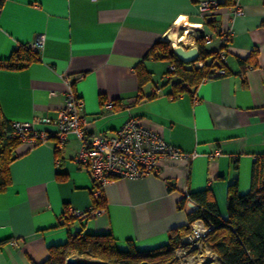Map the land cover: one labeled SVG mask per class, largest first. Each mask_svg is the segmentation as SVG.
I'll list each match as a JSON object with an SVG mask.
<instances>
[{
	"label": "crops",
	"instance_id": "0c3cea01",
	"mask_svg": "<svg viewBox=\"0 0 264 264\" xmlns=\"http://www.w3.org/2000/svg\"><path fill=\"white\" fill-rule=\"evenodd\" d=\"M196 1L6 0L0 59L8 60L18 45L43 41L39 61L20 70L0 67V109L8 123L55 118L63 105V78L83 75L74 91L83 102L87 136H113L137 117L144 128L196 156L164 159L155 176L114 180L96 206L90 174L74 163L81 148L77 136L68 135L60 150L52 137L22 142L9 168L10 185L0 193V264H40L50 247L78 233L110 234L119 251L157 249L169 243L170 231L188 226L189 209L179 208L186 194L210 189L224 216L234 179L240 195L250 190L252 165L264 154V0H239V17L222 7L213 24L198 14ZM185 26L211 34L206 47L213 52L230 31L227 73L174 96L175 79L165 77L170 62L145 57L157 42L172 49L197 46ZM255 49L256 66L250 67L245 61ZM142 61L152 77L140 88L135 68ZM91 208L103 212L63 224L64 212Z\"/></svg>",
	"mask_w": 264,
	"mask_h": 264
},
{
	"label": "trees",
	"instance_id": "16d2710c",
	"mask_svg": "<svg viewBox=\"0 0 264 264\" xmlns=\"http://www.w3.org/2000/svg\"><path fill=\"white\" fill-rule=\"evenodd\" d=\"M5 2L0 0V11ZM230 3L227 0L222 5ZM196 45L199 57L191 64L179 61L167 42L155 43L145 57L167 60L174 65V96L195 90L216 67L217 52L208 51L203 38L197 40ZM256 57L255 49L245 63L255 67ZM37 61L38 53L31 51L28 45H18L8 60L0 59V67L20 70ZM197 62H201L202 66H195ZM135 73L140 88L151 80L152 75L146 70L143 61L137 65ZM101 104H104V100ZM21 143L20 139L11 136V124L4 119L0 109V193L10 185L9 168L16 159L14 152ZM99 204L100 201L96 206ZM189 204L194 207L189 208ZM226 206L227 214L224 217L210 189L188 193L179 203L180 209H189L188 226L170 231L166 246L149 251H137L130 246L127 251H119L110 234L82 237L78 233L70 236L64 244L50 247L48 258L40 264H65L66 259L73 255L98 260L102 264H174L175 252L181 246V239L191 233V225L197 220L210 228L203 245L217 256L218 264H264V154L254 160L250 190L246 194H239L236 179L228 186ZM70 221V217H65L63 224Z\"/></svg>",
	"mask_w": 264,
	"mask_h": 264
},
{
	"label": "built area",
	"instance_id": "2783aa9c",
	"mask_svg": "<svg viewBox=\"0 0 264 264\" xmlns=\"http://www.w3.org/2000/svg\"><path fill=\"white\" fill-rule=\"evenodd\" d=\"M226 1L197 0L198 14L211 24L216 21L217 13L222 7L227 9L232 17L243 15L239 0H230L229 5H222ZM183 32L190 35V39L195 44L200 38H203L206 44L210 43L212 39V35L206 33L203 28L185 26ZM229 38L230 31H227L223 34L219 48L216 50V67L204 81L226 75L225 48ZM42 43V39L38 37L28 47L31 51L38 53ZM194 48L197 49V46ZM195 66L201 67L202 63L197 62ZM174 75L175 67L169 64L165 77L170 82L174 79ZM82 76L72 75L63 78L66 90L63 94V105L57 111L55 118L34 119L29 122L15 121L11 123V136L20 139L21 142L32 144L45 142L49 137H52L56 140L55 149L57 150L62 148L68 135L77 136L81 141V148L74 158V163L90 174L92 179L90 191L95 203L103 198L104 187L114 180H139L155 176L158 175L161 161L164 159H184L196 156L195 153L187 155L181 152L158 133L144 128L140 125L137 117L128 118L113 136L104 134L87 136V122L80 114L83 102L74 91V84L80 81ZM159 91V89H155V93ZM52 95L54 94L52 93ZM37 125L52 127L54 131H40L37 129ZM102 212L103 209L95 208L86 212L68 210L64 217L86 219ZM209 232L210 228L206 227L202 221H195L191 225V233L181 241V246L175 252V263L179 261V258H186L197 249L201 250L202 247H205L203 243Z\"/></svg>",
	"mask_w": 264,
	"mask_h": 264
},
{
	"label": "rangeland",
	"instance_id": "374dc122",
	"mask_svg": "<svg viewBox=\"0 0 264 264\" xmlns=\"http://www.w3.org/2000/svg\"><path fill=\"white\" fill-rule=\"evenodd\" d=\"M83 170H85V169H83ZM90 186L92 187V183H91ZM222 214L224 215V217L227 214V206H226V204L223 207V213ZM208 252L210 253V256L213 255V257H215L214 260H211L213 257L210 258V256L208 255ZM175 256H176V254H175ZM190 256H194L195 257L194 264H209L210 262H208V260H210L213 264H214V262H215V264H218L217 256H215V254L212 253L211 250L209 248H207V247H202L201 250L197 249L193 253L189 254L186 258H179V261L174 263V264H190V262L188 260ZM73 257H76L79 260H82V261H84V262H86L88 264H102L98 260H94V259L82 258V257H79L77 255H73ZM190 258H192V257H190Z\"/></svg>",
	"mask_w": 264,
	"mask_h": 264
},
{
	"label": "water",
	"instance_id": "95a60500",
	"mask_svg": "<svg viewBox=\"0 0 264 264\" xmlns=\"http://www.w3.org/2000/svg\"><path fill=\"white\" fill-rule=\"evenodd\" d=\"M173 53L175 57L184 64L194 63L199 57V52H198V49L196 48L183 49L181 47H177L173 49ZM188 206L189 208L194 207L192 204H189ZM208 262H211V261L208 260ZM65 264H88V263L82 260H79L76 257L70 256L66 259Z\"/></svg>",
	"mask_w": 264,
	"mask_h": 264
},
{
	"label": "bare ground",
	"instance_id": "6f19581e",
	"mask_svg": "<svg viewBox=\"0 0 264 264\" xmlns=\"http://www.w3.org/2000/svg\"><path fill=\"white\" fill-rule=\"evenodd\" d=\"M172 39V37H168V40H171ZM208 255L210 256V253L208 252ZM213 257V255L212 256H210V258H212ZM194 259H195V257H192V258H190L189 257V262H190V264H194ZM215 259V257H213L211 260H214ZM212 262H210L209 264H211ZM213 264V263H212ZM214 264H215V262H214Z\"/></svg>",
	"mask_w": 264,
	"mask_h": 264
}]
</instances>
